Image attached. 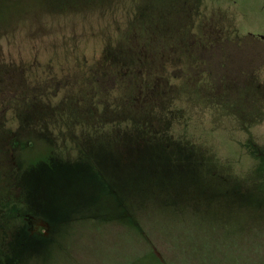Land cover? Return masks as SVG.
I'll return each instance as SVG.
<instances>
[{"label": "rangeland", "instance_id": "1", "mask_svg": "<svg viewBox=\"0 0 264 264\" xmlns=\"http://www.w3.org/2000/svg\"><path fill=\"white\" fill-rule=\"evenodd\" d=\"M0 1V100L13 99L21 138L34 142L33 164L14 174L32 215L23 227L10 215L17 201L1 199L7 188L20 189L5 184L13 156L0 147V227L8 229L0 233V264H264V154L247 143L264 142V75L249 135L242 129L250 120L227 114L209 127L196 115L189 128L174 129L185 123L174 120L171 132L141 134L117 110L103 123L92 110L79 114L75 87L111 91L118 109L116 65L132 61L129 49L171 42L162 35L172 34L173 0ZM220 1L236 25L238 41L227 43L236 64L263 71L264 40L248 36L264 34V0ZM105 55L114 63L105 67ZM48 86L54 97L60 91L49 116Z\"/></svg>", "mask_w": 264, "mask_h": 264}, {"label": "flooded vegetation", "instance_id": "2", "mask_svg": "<svg viewBox=\"0 0 264 264\" xmlns=\"http://www.w3.org/2000/svg\"><path fill=\"white\" fill-rule=\"evenodd\" d=\"M173 1L175 3L171 15L172 26H170L173 37L168 33L165 36L162 35V41L171 39V42L165 46L161 44L157 49H146V45L129 49L124 55L132 61L116 65L115 68L122 67L123 70V82L116 89L123 90L122 96L116 97L118 109H113L111 106L114 94L110 91L104 97L99 95L97 89L99 85L95 84L93 88L91 87L94 94L85 88L86 85L85 87L76 85L75 88L80 90L76 95L80 97H74L77 102L75 110L82 116L88 115L92 110L93 117L99 118L98 121L102 123L108 121L109 111L114 115L113 113L117 110L119 115L124 117V123L139 126V132H171L176 127L174 120L185 122L182 128L174 129L189 128L193 126L190 121L196 115L203 120V125L206 127H209L211 123L219 124L218 121L223 120L226 114L236 121L240 115L241 119L250 120V123L246 122L243 129L241 126V129L249 135L256 124L255 116L258 118L260 112L259 101L262 98L259 97L258 92L263 83H259L258 79L261 74L264 75V69L259 71L255 65L243 67L236 64L235 52L227 48V43L238 41V35L234 31L236 25L233 29L230 10L220 0ZM246 35L248 34L242 35V38ZM248 37L264 40V34L257 36L252 34ZM146 39L149 42L152 37L148 35ZM3 54L5 52L1 49L0 55ZM129 54H134V56L129 57ZM104 60L107 62L106 67V64H110L111 61L106 55ZM154 60L159 62L158 67L148 68L146 64ZM98 63H103V59L98 60ZM113 63L112 61L111 64ZM46 73L51 75L47 70ZM62 79L63 76L60 80ZM33 88L34 85L29 84L27 91L30 92ZM140 88H143V92H140ZM236 88H244L247 91L244 90L239 96H234ZM52 91V87L48 86L46 95L50 99V104L43 108L48 116L49 112H52L51 101H60V91L55 97ZM88 93L91 95L88 96ZM5 99L0 100V147L5 146L8 151H12L11 169L13 172L10 177L11 183L17 184L14 174L24 168L22 163L26 161L29 165L33 164V162L30 163L31 157L28 153L30 147L34 146V142L28 138L30 134L25 139L21 138L24 132L21 133L18 128L20 127V116L9 112L12 107L9 108L8 105L13 99ZM19 103L26 104L23 100ZM34 104V99H29L26 104L27 110L30 111ZM236 106L237 109L232 110ZM100 108L105 109L101 114L99 111L96 112V109ZM21 116V119L26 121L27 128L32 130L33 119L29 115H25V118L23 114ZM161 122L164 124L160 125ZM247 143L254 152L253 148L257 146L258 150L260 149L264 154L263 141L256 143L254 139H251ZM23 154H27V157H23ZM19 215L22 216V220H27V216H32L26 212Z\"/></svg>", "mask_w": 264, "mask_h": 264}, {"label": "trees", "instance_id": "3", "mask_svg": "<svg viewBox=\"0 0 264 264\" xmlns=\"http://www.w3.org/2000/svg\"><path fill=\"white\" fill-rule=\"evenodd\" d=\"M147 133V132H146ZM141 134H145V132H141ZM140 134V135H141ZM25 166H27V165H25ZM30 166H31V164H30ZM20 170H23L22 168L20 169ZM0 176H1V174H0ZM9 179H8V182H6L5 184H9V186L11 185V177L9 176L8 177ZM3 182H5V181H3ZM19 184L20 183H15V184H12L11 185V189L13 188V187H17L18 186V189H20V186H19ZM10 188V187H9ZM10 196V198L11 199H13V200H16L17 201V205H16V208H14V206H13V208H10L9 207V209H11L12 211L10 212V215H11V213H14L15 214V212H16V216L18 217V219H15L13 216V220H15V222H16V220L18 221V223H21V225H22V227H23V224H22V216H20L19 214L20 213H23V212H26V210L29 208H27L26 210L24 209V207H26V206H28V201H29V199L28 198H26V196L25 197H23L24 196V194H23V191L20 189L19 190V192L17 193V195H16V193H12V191L11 190H9L8 188L6 189V193H4L3 194V196H1L2 198V201L3 200H5V201H7L6 200V198L7 197H9ZM9 200V199H8ZM9 203V202H8ZM8 205V204H7ZM9 206V205H8ZM22 208H23V211H22ZM20 221V222H19ZM2 232H8V229L7 228H1L0 227V233H2ZM6 251L4 250L3 252H1L0 253V258L1 257H3V255H5L4 253H5ZM7 260H9V255H8V253H7Z\"/></svg>", "mask_w": 264, "mask_h": 264}]
</instances>
